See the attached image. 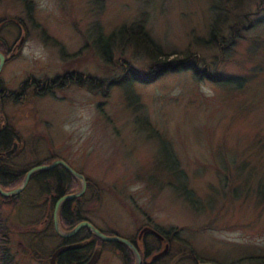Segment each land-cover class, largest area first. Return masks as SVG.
<instances>
[{
    "label": "rangeland",
    "instance_id": "374dc122",
    "mask_svg": "<svg viewBox=\"0 0 264 264\" xmlns=\"http://www.w3.org/2000/svg\"><path fill=\"white\" fill-rule=\"evenodd\" d=\"M0 20L7 44L18 39L17 24L25 30L18 54L5 58L0 72L5 87L17 92V101L4 103L3 116L21 136L12 147L18 162L60 158L96 182L100 199L90 200L83 220L107 234L135 237L150 225L171 236L175 248L186 240L204 260L259 263L264 0H0ZM11 20L14 25L7 24ZM214 20L222 40L197 45L193 39H209ZM94 22L104 33L142 27L170 59L192 43L195 67L205 71L166 70L154 82L112 84L105 93L120 70L106 66L91 46ZM231 37L235 41L227 45ZM130 58L136 66L147 62L139 52ZM64 73L94 77L100 87L74 81L45 86ZM31 78L29 90L36 95L30 97L20 90ZM130 95L137 96V106L129 104ZM20 193L9 200L0 196L11 264H49L47 251L24 250L22 232L41 216L28 203L33 192ZM96 264L124 263L105 245Z\"/></svg>",
    "mask_w": 264,
    "mask_h": 264
},
{
    "label": "trees",
    "instance_id": "16d2710c",
    "mask_svg": "<svg viewBox=\"0 0 264 264\" xmlns=\"http://www.w3.org/2000/svg\"><path fill=\"white\" fill-rule=\"evenodd\" d=\"M3 21L4 20H0V23L4 24ZM12 21L13 20L7 22V24L10 23L14 25ZM17 28H19L20 34L18 39L12 44H7L0 36V52L5 55L6 61L18 54L21 46L18 42L22 37L23 40L25 39L24 28L20 27L18 24ZM235 30L236 32L238 31L236 28ZM89 32V39L92 41L90 44L96 52H98L99 56L104 59L106 66L111 67L114 71L120 70V76L108 80L104 88L105 93L112 84L129 85V83L133 81L145 84L154 82L166 70L173 71L179 68L192 67L197 76L205 71L204 67L200 70H197L195 67L193 61L195 60L196 62L197 58L196 54H194V50L191 48L192 43L189 44L184 51H181L177 56L170 59L169 55L162 50L142 27L121 25L109 33H104L99 23L94 22ZM222 38L218 22L214 20L210 28L209 39L203 40L194 38L193 40L197 45L212 47L219 43ZM234 41L233 37H231L227 45H231ZM134 52L143 54L147 62L139 66L134 65L133 58H130V54H134ZM76 54H78V52ZM62 57L64 58L65 55L63 54ZM205 74L207 77L210 75L208 73ZM32 81V78L25 80L22 86L24 88H21L20 92L24 89L27 94H30V97L36 95L34 89L33 91L29 90L30 84L33 85ZM69 81H74L79 86L88 85L93 88L100 87V83L96 81L94 77H84L82 73H77L76 75L64 73L61 76H57L55 80L47 82L50 83L51 88L57 86V82ZM46 85L47 83H45V86ZM36 86H39V83H37ZM16 93L17 92L8 90L0 78V186L4 190H12L19 186L26 172L33 166L48 164L54 160L46 158L43 161L24 166L16 160L18 154L17 151L12 150V147L14 143H17L18 146L20 145V142H22L21 136L10 124L8 118L3 116L4 103L9 99L16 100ZM136 97L135 95H130L129 104L137 106L138 102ZM175 171L176 170H174V172ZM85 179V192L81 196L66 200L60 205L58 213L59 224L64 231L71 230L77 223L86 219L83 216V212L86 209V205L90 203V200L96 199V201H98L100 199V186L87 177H85ZM79 189L80 182L60 164L49 169L38 170L30 176L23 192H33L31 196L32 201L28 200V203L31 206L35 205L34 208L39 207L41 218L37 225H32V223H30V225L25 228V231L22 232L24 250H27L28 253L32 252L34 255L40 254L41 251H43V253L47 251L44 257L48 259V256H50L55 246L76 244V248L67 250L58 255L56 264H81L91 256L95 248L99 247L102 252L105 245H109L110 248L119 255L124 264H135V257L132 251L124 243L119 241H102L86 227L81 228L76 234L68 238H62L56 234L53 225V209L55 202L61 196L77 192ZM19 195H22V193ZM0 196L2 195L0 194ZM15 196L2 197L9 200L15 198ZM185 197L190 201L187 192H185ZM36 198L42 199L37 205L34 202ZM26 201L27 200H25V202ZM36 227L39 229L36 230ZM151 227L162 234L165 239L160 240L150 231H145L140 239L138 235L135 237H125L136 246L141 256V264H197L201 261H210L214 264H219L216 261L200 258L186 240H179L181 244L175 248L171 243V236H166V234L154 226ZM173 233L175 235V231ZM9 239V229L0 215V264H11L12 262ZM48 242L55 244L54 247L50 246V248L52 247L50 250H48ZM165 243L169 244L168 251L158 259L152 260L151 257L159 252ZM254 260H257V258ZM253 264L256 263L253 262Z\"/></svg>",
    "mask_w": 264,
    "mask_h": 264
},
{
    "label": "water",
    "instance_id": "95a60500",
    "mask_svg": "<svg viewBox=\"0 0 264 264\" xmlns=\"http://www.w3.org/2000/svg\"><path fill=\"white\" fill-rule=\"evenodd\" d=\"M23 40V37L19 40L18 43H21ZM5 63V56L2 52H0V72L3 68V65ZM62 165L64 166L79 182H80V189L77 192L74 193H70V194H66L61 196L60 198H58V200L55 202L54 205V210H53V225H54V230L56 232V234L62 238H68L73 236L74 234H76L81 228L86 227L92 234H94L95 236H97L98 238H100L102 241H108V242H122L124 243L133 253L134 257H135V264H141V256L136 248V246L128 239H126L125 237L116 235V234H106L104 232H102L101 230H99L97 227H95L91 222H89L88 220H82L79 223H77L71 230L68 231H64L61 229L60 224H59V208L60 205L69 199H73L76 197L81 196L85 189H86V179L84 177L83 174L77 172L75 169H73L67 162H65L63 159H55L53 160L51 163L48 164H39L36 166H33L32 168H30L25 176L23 181L21 182V184L19 186H17L16 188L12 189V190H4L1 186H0V194L2 196L5 197H9V196H15L17 194H19L24 187L26 186L30 176L38 171V170H45V169H49L51 167H54L56 165ZM145 231H150L152 232L155 236H157L160 240H164L165 237L160 234L158 231H156L155 229H153L150 226H144L140 231H139V236L138 238L140 239L142 234ZM77 245L76 244H63V245H59L57 246L51 253L50 257H49V264H56V259L58 257V255H60L61 253L67 251V250H71L76 248ZM168 243H165L163 248L157 252L156 254H154L151 259L155 260L158 259L159 257H161L162 255H164L167 251H168ZM101 254V249L95 248V250L93 251V253L91 254V256L84 261L81 264H96L99 260ZM197 264H214L212 262L209 261H201Z\"/></svg>",
    "mask_w": 264,
    "mask_h": 264
},
{
    "label": "flooded vegetation",
    "instance_id": "af4514ba",
    "mask_svg": "<svg viewBox=\"0 0 264 264\" xmlns=\"http://www.w3.org/2000/svg\"><path fill=\"white\" fill-rule=\"evenodd\" d=\"M46 86H50V84L49 85H46ZM258 264H264V256H262V258H260L259 260H258Z\"/></svg>",
    "mask_w": 264,
    "mask_h": 264
}]
</instances>
